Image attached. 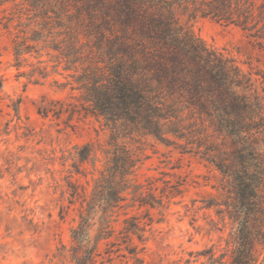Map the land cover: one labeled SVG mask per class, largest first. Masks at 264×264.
<instances>
[{
    "label": "trees",
    "instance_id": "obj_1",
    "mask_svg": "<svg viewBox=\"0 0 264 264\" xmlns=\"http://www.w3.org/2000/svg\"><path fill=\"white\" fill-rule=\"evenodd\" d=\"M6 1L14 3L4 18L5 27L16 21L17 76L39 83L67 72L71 82L60 86L78 91L82 109L101 117L110 132L107 165L59 255L72 264H95L124 252L118 256L127 253L143 264L133 239L146 248L152 219L141 222L126 209L164 210L165 199L182 193L180 184L161 195L135 184L143 148L134 143L152 139L219 172L217 214L230 223L222 250L204 247L168 264H264V73L245 72L192 30L195 20L209 18L241 28L264 50V0ZM26 64L30 70L22 71ZM20 102L11 100L16 115ZM92 152L90 144L77 147V172ZM71 196L80 195L73 190ZM121 210L126 217L116 232Z\"/></svg>",
    "mask_w": 264,
    "mask_h": 264
},
{
    "label": "rangeland",
    "instance_id": "obj_2",
    "mask_svg": "<svg viewBox=\"0 0 264 264\" xmlns=\"http://www.w3.org/2000/svg\"><path fill=\"white\" fill-rule=\"evenodd\" d=\"M13 6L12 1L0 0V76L4 80L0 91V264H72L66 255H59L58 248L70 245L81 202L107 165L110 132L101 117L82 109L78 91L70 84L60 86L71 82L64 77L67 72L51 73L39 83L17 76L13 66L16 21L5 27L4 18ZM192 30L210 47L235 59L245 72L264 73V50L241 28L199 18ZM43 59L48 61L47 56ZM30 68L26 64L21 70ZM254 76L261 80L260 75ZM18 97L16 115L10 104ZM86 144L93 152L79 162L77 172L72 165L74 154ZM134 147L143 148L132 176L135 184L156 195L177 184L182 190L165 199L164 210L138 205L126 209L129 215L140 216L141 222L152 219L146 248L141 250L142 244L133 239L143 264H168L208 246L222 250L230 223L217 214L216 204L223 195L219 172L197 157L152 139L134 143ZM73 190L80 196L73 198ZM125 203L131 204L130 199ZM123 212L115 222L116 232L123 226ZM108 243L101 242L100 250ZM123 253L95 264H137L127 253L118 256Z\"/></svg>",
    "mask_w": 264,
    "mask_h": 264
}]
</instances>
